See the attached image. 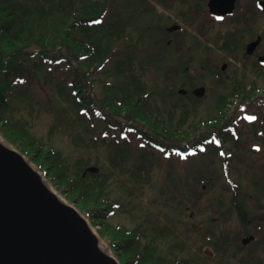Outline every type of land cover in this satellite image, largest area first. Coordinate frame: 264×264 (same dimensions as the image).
Masks as SVG:
<instances>
[{
    "label": "rangeland",
    "instance_id": "rangeland-1",
    "mask_svg": "<svg viewBox=\"0 0 264 264\" xmlns=\"http://www.w3.org/2000/svg\"><path fill=\"white\" fill-rule=\"evenodd\" d=\"M80 1L77 7L81 6L83 2L97 0ZM100 1L104 4L108 2L107 0ZM108 5L107 15L102 20L104 27L99 25L94 28L93 37L103 36L109 24L125 27V30L128 31L129 37H125L129 38L128 42L138 44L136 48L130 49V52H133V49L139 50L135 70L145 81L153 106L162 109L161 114L154 116H158L161 121L164 120L167 126H171L173 123H181L185 129L193 128L195 121L221 117L222 114L218 105L223 103L228 92H232L233 81H243L247 92L258 94L257 97L254 95L253 102H242L243 100L240 101L235 96L228 100L231 109L228 118H238V126H235L236 136L225 145L226 153H232L229 177L231 182L238 183L239 191L248 192L249 186L254 184V180L264 177V167L259 166H264V125L254 123L255 121L257 123L264 122V117L255 108V106L259 108L264 106V69L252 68L254 59L245 53L247 39H242L237 44L236 50L230 52L219 43L215 46H208L217 40L218 35L213 31L214 33L210 36L200 39V44L203 46L200 50H196L193 54L179 56L180 62L185 59L191 62V71L177 70L178 75L176 76L177 56L162 53L152 44L153 39L159 37L157 27L155 28L156 23L164 26L168 25L169 21L163 20L155 23L152 13L142 11L144 6L141 0H109ZM51 21L61 25V30H59L60 27H57V23L56 27L53 28L54 33L59 30L62 32V36L68 29V26L62 25L58 17L52 18ZM256 27L264 30V23H260ZM71 29L74 36L86 37L81 29ZM193 32H195L194 29ZM108 38L109 36L104 37L103 41L108 43ZM115 38L116 36L112 38V45L115 44L118 47L124 37L122 36V40L113 41ZM59 40L60 38H57V43L49 51L50 53L59 51L61 48ZM167 40L168 37L165 38V41ZM144 44L149 45L150 50ZM261 47L264 48V41ZM40 50L39 45H32L29 48V51L33 52ZM127 52L128 49L122 47L110 63L93 74L92 78L94 77L96 82L93 90L94 95L105 92L106 82H116L114 76L108 75V73H113V70L117 69L116 62L125 59ZM62 62L57 64L46 60L38 62L40 70L37 80H33L36 83L27 85L26 82V85L22 84L15 87L9 116L25 122L32 133L44 142L53 145L56 150L62 153L64 158L68 159L72 166H75V162L80 157L94 155V151L93 148L85 146L78 140L75 141L69 129H53L54 124H56L55 110L57 109H54L55 107L68 106L71 117L78 114V108L71 102L75 98L72 96V90H70L67 81L70 78L71 68H67L68 73H63L62 68H60ZM224 63H227L228 67L222 71L221 67ZM74 65L79 67L76 61ZM220 70L222 77L218 79L221 75ZM200 85L206 87V92L203 96L196 97L192 90ZM180 88L187 89V94L180 93ZM243 105H249L252 113L247 115ZM175 107L174 117L169 121L166 110ZM187 108L190 111L183 116L184 110ZM223 108L226 110L228 103H224ZM256 113L258 116H255ZM262 114H264V110ZM228 118L225 119L223 125L229 123ZM253 120L255 121L253 122ZM115 121L122 125H139L138 121L133 119L127 120L118 117L115 118ZM140 126L151 137L163 142L162 136L156 131L152 132L143 124ZM90 129L91 131H89ZM202 132H212L214 135L216 129H206L204 125ZM118 133L117 129L113 130L106 126L105 121L96 120L86 131H82V136L86 141L94 142L96 137L101 134L102 138L110 142L117 137ZM199 136L200 134L193 136L189 141L182 144L187 148L188 145L196 143ZM0 137L10 144L1 133ZM163 144L165 143L163 142ZM166 145L170 149L174 144L166 142ZM255 146H259L260 151H255ZM212 148L213 145L209 144L207 151L190 155L188 159L181 158L184 154L188 155L187 152H182L181 157L172 154L171 158H168L165 157L162 148L154 147L147 150L143 144L134 139L129 145H126L125 161L130 171H124L122 178L112 176L107 182L105 197L119 203L117 207H114L109 221L114 225H124L128 228L137 227L141 223L142 228H148L149 220L152 219L157 220L154 223L159 224L157 225L159 227H167L168 225L170 230L176 233L178 240L168 237L169 241L161 242L156 247L155 253L163 259H183L185 256L191 259L196 258L198 250L208 253L212 261L220 259L219 251L205 238V232L211 234L212 231H216L218 224L220 228L227 226L222 225L219 221L220 214L217 210L232 208L230 197L234 190H227L231 184L227 182L224 175L223 158L218 156ZM109 150L110 148L102 145V140H99V153L103 159L106 158ZM29 163L42 174L37 166L30 161ZM92 165L96 164L92 163ZM105 172H109V170L107 169ZM141 174L144 176H140ZM43 179L59 196L71 203L44 176ZM261 183L264 185L263 182ZM71 204L74 205V203ZM82 215L85 217L84 214ZM86 220L90 223L88 218ZM148 233L147 231L142 235L141 244L143 246L151 237ZM100 241L101 245L117 258L108 243L104 239ZM177 241L187 242L185 249H180ZM215 245L221 248V252L227 254L224 256L227 258V262L218 260V262L215 261V264H220L219 262L221 264H237L229 259L232 251L229 244L224 245L215 241ZM180 250H185L186 253ZM196 260L193 261L194 264H201L205 261Z\"/></svg>",
    "mask_w": 264,
    "mask_h": 264
},
{
    "label": "trees",
    "instance_id": "trees-1",
    "mask_svg": "<svg viewBox=\"0 0 264 264\" xmlns=\"http://www.w3.org/2000/svg\"><path fill=\"white\" fill-rule=\"evenodd\" d=\"M107 1L105 4L100 0L87 1L77 7L80 0H0V133L5 140L37 166L43 176L69 202L74 203L94 226H100V236L108 243L122 264H194L193 261H197L196 259L206 260L208 253L200 250L197 251L196 258L192 259L190 257H184L185 259L158 257L155 253L156 247L161 242L169 241L168 237L178 240V236L170 230L168 225L167 227L157 226L159 225L155 224L157 220H149L148 228H142V223L134 228L112 224L109 217L119 203L105 197L107 182L112 176L122 178L124 171H130L125 161L126 145L134 139L143 144L147 150L163 142L166 147H168L166 142H172L173 147L185 150L182 143L200 134L196 144L207 143L206 139L212 137L214 139V143L211 144L212 149L219 154L235 137L233 131L236 130L235 126H238L237 117L228 118L231 112L228 100L235 96L245 102H253L255 94L247 92L246 85L241 84L240 80L235 81L232 92H228L223 103L218 105L222 118L195 121L193 128L185 129L181 123H173L171 125L173 127L167 126L164 120L161 121L158 116H154L161 114L162 109L153 106L146 83L135 70L139 50L133 49V52H130V49L136 48L138 44L128 42L129 38H125L129 37L125 27L109 24L103 36L93 37L94 28L99 25L104 27L102 20L108 12L109 0ZM54 17H58L62 25L68 26L62 36V32L59 31L61 30L60 23L51 21ZM57 23V27L60 28L57 33H54L53 28ZM71 28L81 29L86 37L74 36ZM107 36H109L108 43L103 41ZM114 36L116 38L113 41L122 40V36L124 37L118 47L115 44H113L115 46L112 45ZM57 38H60V44H58L61 48L58 52L50 53L49 51L57 43ZM32 45H39L41 50L39 52L29 51ZM145 46L150 50L149 45ZM122 47L128 49L125 59L118 60L117 69L113 70V73H108L114 76L116 82H106L105 92L94 95L96 82L94 77L92 78L93 74L110 63ZM43 60L50 63L55 62V64L63 61L60 66L63 73H68L67 68H71L70 78L67 81L72 90V96L75 98L71 102L78 108V114L71 117L68 106L55 107L54 109H57L55 110L56 124L53 129H69L75 141L78 140L85 146L93 148L94 155L80 157L75 162V166H72L53 145L44 142L32 133L25 122L9 116L15 87L26 82L27 85L36 83L33 80H37L40 70L38 62ZM75 61L78 62L79 67L74 65ZM175 73L177 76V70ZM224 103H228L226 110L223 108ZM243 106L247 115L252 113L249 105ZM255 108L264 117L262 114L264 106L263 108L255 106ZM166 111L171 121L176 107ZM189 111V108L185 109L183 116ZM255 116H258L257 113ZM118 117L137 120L139 125H122L115 121ZM226 118L229 123L223 125ZM96 120L105 121L109 128H118L117 137L107 142L100 134L94 142L86 141L82 136V131H86ZM254 123L264 125V122L255 121ZM140 124L160 134L163 142L151 137ZM204 125L206 129H216L214 135L210 132L203 133ZM214 136L218 141H215ZM99 140H102V145L110 148L104 159L99 153ZM165 152L169 151L165 150ZM227 160H231V157ZM92 163L99 165L101 171L83 176L85 167ZM107 169L109 172H105ZM227 190L231 191V187L228 186ZM147 231L151 237L143 246L141 238ZM211 234L215 235L213 232ZM177 242L180 249H185L187 242ZM214 247L220 252L221 248L216 246L215 242ZM180 251L186 252L185 250Z\"/></svg>",
    "mask_w": 264,
    "mask_h": 264
},
{
    "label": "flooded vegetation",
    "instance_id": "flooded-vegetation-1",
    "mask_svg": "<svg viewBox=\"0 0 264 264\" xmlns=\"http://www.w3.org/2000/svg\"><path fill=\"white\" fill-rule=\"evenodd\" d=\"M263 2L264 0H141L144 6L142 11L152 13L155 23L169 21V24L164 26L156 23L155 28L157 27L159 37L154 39L153 44L158 51L160 49L162 53L177 56L176 69L185 72L191 71V62L186 59L180 62L179 56L200 50L203 47L200 39L214 32L218 35L217 40L215 39L214 45L208 46L219 43L221 46L225 45L230 52L236 50L242 39H247L245 43L247 53L248 45L260 38L261 41L254 53L247 55L254 59L252 68L264 69V66L256 64L259 63V57L264 55V48L261 47L264 30L256 27L264 23ZM212 7L222 9L219 12L229 8L233 10L219 17L213 14ZM167 37L168 40L165 41ZM227 67L228 64L224 63L222 71ZM194 91L195 88L192 90L193 94ZM187 92L185 89L184 93L182 91L180 93ZM260 181L264 184V177L254 180L248 192L239 191L237 183L236 190L232 191L230 197L232 208L217 210L220 214L219 221L227 226L220 228L218 224L216 231H212L215 236L211 239L224 245L229 244L232 249L229 259L237 264H264V185Z\"/></svg>",
    "mask_w": 264,
    "mask_h": 264
},
{
    "label": "water",
    "instance_id": "water-1",
    "mask_svg": "<svg viewBox=\"0 0 264 264\" xmlns=\"http://www.w3.org/2000/svg\"><path fill=\"white\" fill-rule=\"evenodd\" d=\"M221 10L211 8L219 17L233 9ZM260 41L251 42L248 53ZM259 61L264 64V56ZM205 91L199 87L194 92L203 96ZM99 171L91 165L83 174ZM0 264H121L101 249L98 236L75 206L63 203L25 156L1 141Z\"/></svg>",
    "mask_w": 264,
    "mask_h": 264
},
{
    "label": "bare ground",
    "instance_id": "bare-ground-1",
    "mask_svg": "<svg viewBox=\"0 0 264 264\" xmlns=\"http://www.w3.org/2000/svg\"><path fill=\"white\" fill-rule=\"evenodd\" d=\"M0 141H1V144L2 145H4L5 147H7V148H13L10 144H8L7 142H5L1 137H0ZM43 181H44V183H45V185L52 191V192H54L56 195H57V197L63 202V203H65V204H69L64 198H62L61 196H59L58 194H57V192H55L46 182H45V180L43 179ZM100 247H101V249L103 250V251H105L106 253H108V254H111V252H109L105 247H103L102 245H100Z\"/></svg>",
    "mask_w": 264,
    "mask_h": 264
}]
</instances>
